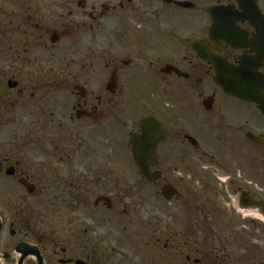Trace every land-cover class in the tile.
Listing matches in <instances>:
<instances>
[{"label": "flooded vegetation", "instance_id": "1", "mask_svg": "<svg viewBox=\"0 0 264 264\" xmlns=\"http://www.w3.org/2000/svg\"><path fill=\"white\" fill-rule=\"evenodd\" d=\"M121 105L178 226L145 264L252 262L209 252L264 244V0H0V264H116Z\"/></svg>", "mask_w": 264, "mask_h": 264}, {"label": "rangeland", "instance_id": "2", "mask_svg": "<svg viewBox=\"0 0 264 264\" xmlns=\"http://www.w3.org/2000/svg\"><path fill=\"white\" fill-rule=\"evenodd\" d=\"M120 100H122V97L117 98V101ZM116 116L117 131L113 173L115 175L114 189L116 191L118 208L121 212L118 213V210H115V213H118L117 215L121 214L122 216L123 212L127 211V219L121 217L122 220L115 224V229H117L118 227H122V224L127 220V244H122L119 247H116V252L119 255H116V264L118 261L122 264H145L149 258L153 259L152 257L155 256V251H153V249L157 238L170 233L174 229L173 226L175 221L173 218H165L163 224L158 223L159 214L157 207L159 205L158 200L156 199V189L146 186L139 173L138 167L135 165L134 161H128V155L123 151L126 139L122 129L124 125V109L122 105L117 107ZM138 120H140V117L133 121L136 123ZM163 212H165V209H163ZM12 216L13 215L6 214L4 215V218L7 220V218ZM180 221H182V218ZM174 227H176L177 231V224ZM252 231L248 229L239 230L245 239L244 242L240 244L242 245L243 250L240 249V245L236 244H229L226 247L212 245L210 246L211 250L209 253L233 255V260L237 259V254L244 253L245 255L250 253L255 255V257L252 258V262H249L251 261L250 258L246 263H264V255H262L264 253V244H259L260 251H253L251 244L246 240L249 237L247 234ZM259 236L264 237V235ZM193 237L195 238L197 245L202 244L203 235L199 233V230L194 231V236H192V238ZM147 243H149V246L146 245ZM182 249L186 250L184 247ZM164 254H166V252H164ZM164 259H166V257ZM148 264L150 263L148 262Z\"/></svg>", "mask_w": 264, "mask_h": 264}, {"label": "water", "instance_id": "3", "mask_svg": "<svg viewBox=\"0 0 264 264\" xmlns=\"http://www.w3.org/2000/svg\"><path fill=\"white\" fill-rule=\"evenodd\" d=\"M157 127L154 121L146 122L142 127L144 137L134 135L131 140L135 163L140 168L141 174L151 183L156 182L158 178L156 173H151V169L157 164V157L147 153L148 151L154 153L156 148L157 141L154 137L157 134Z\"/></svg>", "mask_w": 264, "mask_h": 264}]
</instances>
